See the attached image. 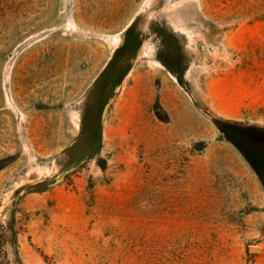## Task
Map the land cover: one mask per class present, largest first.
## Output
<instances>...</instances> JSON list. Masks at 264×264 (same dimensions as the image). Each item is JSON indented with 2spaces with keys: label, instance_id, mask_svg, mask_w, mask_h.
<instances>
[{
  "label": "rangeland",
  "instance_id": "obj_1",
  "mask_svg": "<svg viewBox=\"0 0 264 264\" xmlns=\"http://www.w3.org/2000/svg\"><path fill=\"white\" fill-rule=\"evenodd\" d=\"M0 264H264V0H0Z\"/></svg>",
  "mask_w": 264,
  "mask_h": 264
},
{
  "label": "bare ground",
  "instance_id": "obj_2",
  "mask_svg": "<svg viewBox=\"0 0 264 264\" xmlns=\"http://www.w3.org/2000/svg\"><path fill=\"white\" fill-rule=\"evenodd\" d=\"M189 40H192V36L190 34H188Z\"/></svg>",
  "mask_w": 264,
  "mask_h": 264
}]
</instances>
